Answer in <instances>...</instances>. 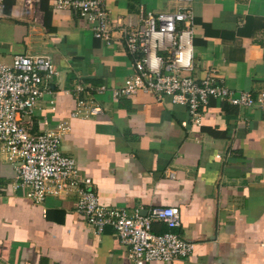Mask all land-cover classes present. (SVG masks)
<instances>
[{"label": "crops", "instance_id": "obj_1", "mask_svg": "<svg viewBox=\"0 0 264 264\" xmlns=\"http://www.w3.org/2000/svg\"><path fill=\"white\" fill-rule=\"evenodd\" d=\"M0 2V63L45 54L59 71L38 102L36 130L68 126L62 152L75 158L80 178L92 180L102 205L129 214L179 209L178 227L155 223L153 230L192 242L193 253L146 264H264V110L214 100L194 125L187 108L169 97L160 102L139 92L115 99L96 91L120 87L131 74L122 28L138 25L145 11H176L177 0H107L109 45L85 17L56 10L54 0H36L32 8L25 0ZM191 9V74L212 72L254 96L264 91V0H193ZM92 97L103 112L80 113L78 98ZM78 199L76 192L42 203L26 197L0 148V264H135L112 227L98 234L76 211Z\"/></svg>", "mask_w": 264, "mask_h": 264}, {"label": "built area", "instance_id": "obj_2", "mask_svg": "<svg viewBox=\"0 0 264 264\" xmlns=\"http://www.w3.org/2000/svg\"><path fill=\"white\" fill-rule=\"evenodd\" d=\"M35 1L25 0L26 7L32 8ZM177 1L179 7L174 12L145 11L140 14L138 25L122 28L131 59V74L120 87L103 85L96 91H110L115 99L139 92H149L160 102L169 97L172 103L187 108L194 125L202 124L203 108L214 100L238 107L259 106L264 110V91L254 96L249 91L230 88L212 72L201 78L191 74L193 0ZM106 2L54 0L53 5L56 10H69L85 17L91 23L94 36L109 45L114 25ZM116 24H122L120 19ZM58 74L56 64L45 54L15 55L10 64L0 63V148L16 168L18 187L37 203L49 196L76 192L79 196L76 211L98 234L112 227L135 264L188 258L194 250L192 242L172 231L153 230L155 223L170 230L178 227L177 207L154 206L145 213L137 208L129 214L124 207L102 205L92 180L80 178L75 158L62 152V135L68 126L61 123L54 131L36 130L34 118L38 102L49 90L48 80ZM78 99L80 113L82 108L92 116L103 112L93 97ZM54 102L52 99L51 105ZM169 177L175 178V172H170Z\"/></svg>", "mask_w": 264, "mask_h": 264}]
</instances>
